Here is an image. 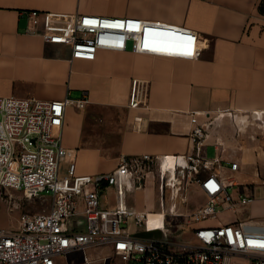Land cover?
I'll use <instances>...</instances> for the list:
<instances>
[{
	"label": "crops",
	"instance_id": "1",
	"mask_svg": "<svg viewBox=\"0 0 264 264\" xmlns=\"http://www.w3.org/2000/svg\"><path fill=\"white\" fill-rule=\"evenodd\" d=\"M264 0H0V97L41 101L88 98L78 110H66L64 147L75 158L77 173H110L121 159L190 153L191 114L212 121L205 141L219 159L216 171H229L254 188L250 213L219 212L222 224L236 220L264 221ZM86 14L107 18H136L196 32L199 58L100 51L94 61L72 60L68 46L45 43L27 33V12ZM132 46V45H131ZM146 82V108H129L133 80ZM110 114L108 118L103 117ZM142 118L141 129L134 127ZM99 125L106 134L99 135ZM114 139L116 146L114 147ZM239 170L232 172L231 163ZM224 165H227V169ZM144 184L128 206L150 213ZM110 197L112 202L110 203ZM143 200V201H142ZM108 207L115 190L104 192ZM199 224H192L198 227ZM151 228V227H150Z\"/></svg>",
	"mask_w": 264,
	"mask_h": 264
},
{
	"label": "built area",
	"instance_id": "2",
	"mask_svg": "<svg viewBox=\"0 0 264 264\" xmlns=\"http://www.w3.org/2000/svg\"><path fill=\"white\" fill-rule=\"evenodd\" d=\"M27 15V33L48 44L68 46L72 60L94 61L100 51L125 52L130 44L142 55L195 59L202 51L196 32L160 22L38 10ZM189 50L191 55H186ZM148 98L147 83L133 80L129 108H146ZM87 104L88 98L0 97V187L20 192L30 202L51 201L48 211L22 214L17 228L0 227V264H61L58 258L73 252H82L84 264H92L91 251L100 249H108L119 264H264V221H218L219 212H237L256 197L253 186L222 178L216 171L219 159L207 157L204 143L211 120L201 123V114L192 113L191 151L172 155L175 161L187 162L177 168L181 181H194L207 199L187 216L193 238L181 243L161 236L139 239L131 235L130 223L137 232L157 233L166 230L167 216H185L170 208L165 224L151 229L149 215L127 204L129 194L144 184L152 168L171 155L124 157L112 172L97 175L78 174L75 161L63 169L61 161L71 156L63 143L66 110H82ZM141 125L142 118L136 117L134 127L140 130ZM230 169L237 172L239 164L231 163ZM159 181L164 207V194L170 191L174 199V191L168 174H159ZM109 188L115 190L113 207L104 202ZM262 191L264 198V185ZM44 193L53 196L47 199Z\"/></svg>",
	"mask_w": 264,
	"mask_h": 264
},
{
	"label": "rangeland",
	"instance_id": "3",
	"mask_svg": "<svg viewBox=\"0 0 264 264\" xmlns=\"http://www.w3.org/2000/svg\"><path fill=\"white\" fill-rule=\"evenodd\" d=\"M130 48H132L131 44ZM109 116L111 115L105 114L103 117L108 118ZM104 128L105 126L99 125V131H97V133L104 136L106 134ZM113 143V146L115 147L116 139H114ZM214 156V147H208L207 157L209 159H212ZM73 161H75L73 155L64 158L61 161V167L65 169L66 165ZM224 166L227 169V165ZM225 177L228 179L236 178L237 180L242 181L241 178L229 171L225 172ZM178 186L182 187L183 190L181 195L175 200V202L178 204V213L184 214L185 216H167L166 223L168 225L166 227V230H160V236L163 240L181 243L182 241L193 238V234L189 229V221L191 220L190 218H187V216L206 204L207 199L197 187L195 182H190L188 177L182 179V184ZM171 193L172 192L168 191L164 194L163 207V195L160 191L158 166L153 167L151 170V183L146 189L144 198H142L144 200L145 206H147L148 209H151V212L149 213V227H160L165 224V215H160L159 213L163 211L166 213L169 212L170 204L172 202ZM44 196L47 199H50L53 195L51 193H44ZM109 201L110 203L112 202L111 197ZM131 201L133 203L135 201V197H131V195H129L128 202ZM50 204L51 201H47L43 204L30 202L24 198L22 193L0 187V227L7 229L17 228L19 226V221L22 214L48 211ZM249 213L250 209L248 207L242 209L239 213V216L241 218H246ZM129 231L132 236L139 239L144 238V234L146 233L144 229H141L139 232H137L138 230L133 223L129 224ZM91 254H93L92 258L94 259V262L92 264H119V261L111 255L108 249L91 251ZM58 260L61 262V264H84V257L82 252H73L71 254L58 258Z\"/></svg>",
	"mask_w": 264,
	"mask_h": 264
},
{
	"label": "bare ground",
	"instance_id": "4",
	"mask_svg": "<svg viewBox=\"0 0 264 264\" xmlns=\"http://www.w3.org/2000/svg\"><path fill=\"white\" fill-rule=\"evenodd\" d=\"M187 162L185 159H180V161H175L173 156H169L165 161H163L159 168H158V173L160 175H164V178H166V175L168 174L169 177V185L171 186V188H173V195H174V199H172V202L170 204V208H172L175 212V214H177L178 212V204L175 202L176 198H178L181 193L183 188L179 187L178 185L182 184L181 179L178 177V173H177V168L178 166H186ZM149 216L150 214L147 213ZM160 215H165V212H161L159 213ZM178 216V215H177ZM180 217V216H178ZM148 225H149V217H148ZM154 228H158V227H154ZM151 227V229H154ZM158 233V232H157Z\"/></svg>",
	"mask_w": 264,
	"mask_h": 264
},
{
	"label": "water",
	"instance_id": "5",
	"mask_svg": "<svg viewBox=\"0 0 264 264\" xmlns=\"http://www.w3.org/2000/svg\"><path fill=\"white\" fill-rule=\"evenodd\" d=\"M158 236H160V232H158V233L146 232V233L144 234V237H146V238H150V237H158Z\"/></svg>",
	"mask_w": 264,
	"mask_h": 264
},
{
	"label": "trees",
	"instance_id": "6",
	"mask_svg": "<svg viewBox=\"0 0 264 264\" xmlns=\"http://www.w3.org/2000/svg\"><path fill=\"white\" fill-rule=\"evenodd\" d=\"M259 11L261 14L264 15V1L261 3L260 7H259Z\"/></svg>",
	"mask_w": 264,
	"mask_h": 264
},
{
	"label": "snow or ice",
	"instance_id": "7",
	"mask_svg": "<svg viewBox=\"0 0 264 264\" xmlns=\"http://www.w3.org/2000/svg\"><path fill=\"white\" fill-rule=\"evenodd\" d=\"M185 54H186V55H191V51L189 50V51H187Z\"/></svg>",
	"mask_w": 264,
	"mask_h": 264
}]
</instances>
